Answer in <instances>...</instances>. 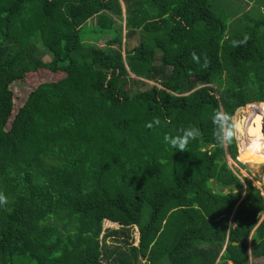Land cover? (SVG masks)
<instances>
[{
  "label": "trees",
  "instance_id": "obj_1",
  "mask_svg": "<svg viewBox=\"0 0 264 264\" xmlns=\"http://www.w3.org/2000/svg\"><path fill=\"white\" fill-rule=\"evenodd\" d=\"M250 1L0 0V264L264 255V198L229 168L236 141L218 146L211 122L264 103V0ZM42 71L52 78L14 111L11 86ZM189 126L199 136L173 151L164 135Z\"/></svg>",
  "mask_w": 264,
  "mask_h": 264
},
{
  "label": "clouds",
  "instance_id": "obj_2",
  "mask_svg": "<svg viewBox=\"0 0 264 264\" xmlns=\"http://www.w3.org/2000/svg\"><path fill=\"white\" fill-rule=\"evenodd\" d=\"M243 42V41H241ZM193 59H196L193 54ZM214 126L213 138L218 146L239 142L242 152H246L251 162L257 166L264 165V103L250 102L235 110H216L211 117ZM161 121L153 118L147 127L160 126ZM199 136V131L193 126L181 130L178 136L164 135V142L173 151H184L190 140ZM8 199L0 193V207L7 204Z\"/></svg>",
  "mask_w": 264,
  "mask_h": 264
},
{
  "label": "rangeland",
  "instance_id": "obj_3",
  "mask_svg": "<svg viewBox=\"0 0 264 264\" xmlns=\"http://www.w3.org/2000/svg\"><path fill=\"white\" fill-rule=\"evenodd\" d=\"M236 2L239 5H242L243 11L249 10L251 7L255 6V4H256L255 2L250 1V0H236ZM261 4H264V3H261ZM230 9L231 8L229 6H227L224 8V10H222V12L224 14H229ZM262 10L264 11V9H262ZM112 17L115 19L116 26L123 29V17H121V16H118V17L112 16ZM94 24H95V18L92 17L85 23V26L89 27V26L94 25ZM124 32L125 31L123 30V33ZM136 41H137L136 37H134L133 39H130V40L127 39V47L128 48L131 47L132 45H134L136 43ZM97 42L99 45L103 44V40H98ZM125 47H126V45H125ZM123 50L124 49H122V51ZM44 59L47 60L48 57L45 55ZM55 76H56V79H60V78L65 77L64 74H61V73H57V74H55ZM50 78H52V75L50 72L42 71L41 73H36V74H26L23 80L13 84L11 86V89L13 91V103H14L13 110L15 111L17 109V107L19 105H21V103L24 101V99L26 98V96H27V94L31 88L36 86V84L38 82H40L42 79H50ZM146 83L147 84L144 86L139 85V88L142 89V88L148 87L151 84H153L152 81H146ZM258 103H262V102H258ZM247 104H248V102L244 103L243 105L238 107L237 110L246 106ZM236 148H237V153H236V156H234V157H231L228 155V153H225V161L227 162V165L235 173H238L240 178L247 177V178L251 179L253 184L259 188V190H260V192L264 198V165L257 166L255 164H253L251 162V158L248 156V154L246 152H242L240 150L238 141H236ZM240 164H242L243 166H240ZM210 184L213 186L214 191L218 190L215 180H210ZM103 228L104 229H111V228L115 229V228H118V225L116 223H112L110 221L104 220L103 221ZM136 232H137V230L135 228L132 229L131 235L133 238H135ZM116 239H117L116 236H110L107 238V243L114 244ZM136 242H137V238L135 239V243ZM249 253H250V247H249ZM249 262H250V264H264V255L255 256V257L250 256Z\"/></svg>",
  "mask_w": 264,
  "mask_h": 264
}]
</instances>
